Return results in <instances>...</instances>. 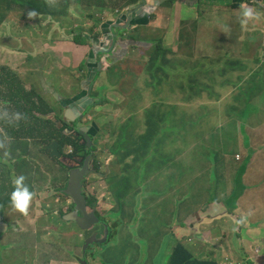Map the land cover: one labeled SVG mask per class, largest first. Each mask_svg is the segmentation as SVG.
Segmentation results:
<instances>
[{"label": "rangeland", "instance_id": "obj_1", "mask_svg": "<svg viewBox=\"0 0 264 264\" xmlns=\"http://www.w3.org/2000/svg\"><path fill=\"white\" fill-rule=\"evenodd\" d=\"M175 1L167 0L165 5L172 6ZM57 8L60 10L59 7ZM73 10L74 7L64 16L40 17L26 14L17 7L6 14L5 21L0 24V70L3 67L10 68L17 73L26 88H37L41 94L45 91L47 97L44 96L45 94L42 95L49 103L57 101L55 107L62 116L65 108H60V96L53 98L55 93L48 92L50 85L56 92L62 78L58 72H53L49 68L56 67L57 63L52 60V64H49L45 57L37 55V50L41 48L22 43L23 36L27 35V38L41 36L48 26L54 30L56 38L72 39L83 34L84 38L81 40L85 39V43L90 42L94 37L104 38L100 35V27L93 26L91 20L73 13ZM107 10L98 11L102 15L100 22L102 26L113 12L117 15H122L124 12L113 7L109 14H105ZM163 11H167L166 6L165 8L161 6L154 12L153 20ZM228 11L231 12V9ZM218 13L214 10L212 16H208L207 19L208 25L211 19L213 23V49L220 52L225 40L231 41L230 36L238 35L239 32L248 33V29L242 28V25H237V30L221 26L217 18ZM159 17L162 21L156 27L141 24L123 32L126 34L122 35L123 37L128 36L130 40H136V43L143 42L140 50L128 48V45L124 44L120 49L122 58L107 68L105 64L108 57L99 64L103 68L102 71L106 70L109 75L113 73L117 76V83L121 89L118 95L120 101L114 104V108L121 106L119 114L115 116L113 113L110 120L111 107L107 91L104 89L93 95L89 110L77 105L78 112H84L81 122L90 126L96 121L99 130L93 140L95 151L93 149L82 153L75 151L74 154L79 155L84 161L89 157L88 166L93 164L91 159L94 157V164L97 162L99 165L98 170L103 174L105 172V178L92 171L85 175L84 190L98 199L95 213L100 217L99 219L110 223L113 234L117 232L114 241L93 243L86 249L88 264H167L173 245L170 244V233L163 230L171 220L183 221L186 217L193 216V214L186 216L187 211H202L203 207H209L210 211L213 202H220L218 205L222 210H231L238 203V197L244 193L243 189L233 185L228 169L234 167L233 162L223 156L228 147L245 153L240 132L242 126L226 127L224 121H221L222 114L219 122L215 124L218 118L214 114L217 113L213 114L210 106L218 105V102L211 103L214 98H210L209 93L215 90L210 86L211 79L200 78V74L194 78H187V72L193 64L181 61L183 56H187L184 60H188L204 50V47H199L197 50L193 48L189 36L180 38V42L170 41L172 32L167 36L166 16ZM226 18L230 17L227 15ZM200 27H204V23L181 25L183 32ZM173 32L174 38L178 39L180 33L178 36L176 31ZM198 33L203 34L202 28ZM262 35L261 47L256 48L254 53L251 46L240 48L236 45L227 49L235 52L244 50L245 53L254 54L252 57L264 58V32ZM104 40L108 41L104 47H109L100 51V54H108L107 56L119 54V49L115 44H111L110 39L104 38ZM130 40L125 39L124 42L129 43ZM174 45L177 47L174 48ZM152 55L161 57L167 70L175 72L174 75H169L165 70L168 75L163 83H160L165 89H161V92L165 94L166 103L151 109L152 115L146 118L137 111L130 115L129 119L121 123L116 122L127 117L135 109L136 104L140 103L143 95L137 93V89L143 82L140 77L145 67L149 71L153 70L151 64H148ZM169 60L173 62L168 64ZM247 66L250 69L254 68L253 62ZM65 70L71 69L65 67ZM80 73L82 74L83 71ZM40 75L46 78L45 89L38 85ZM259 77L263 78L261 82L257 81ZM71 81H63V83L68 86L70 83L68 91L73 95V90L74 94L77 93L79 86H73ZM76 81L78 80H74ZM180 84L182 87H179ZM189 84H192V87ZM89 89L93 90L90 87ZM238 91H244L247 94L245 98L252 101L246 103L248 111H234L230 115L250 117L254 113L255 98L264 103V71L245 75L238 86ZM230 95L233 103L240 105L245 101L236 99L237 94L234 92ZM2 106L3 103L0 101V108ZM8 112L12 113V111ZM256 122L253 121L254 124ZM114 125L115 130L111 127ZM20 132L21 128L17 122H6L0 116V134L3 141L10 142L12 140L10 136ZM249 133L253 134V131L250 130ZM257 135L262 143L264 128L257 132ZM112 137H114V145H112ZM22 140L28 142L31 151L28 156L13 160L10 153L0 154V189L2 187L8 189L4 194L0 190V201L3 203L9 201L7 194L12 190L13 183L10 184L8 180L21 174L25 176V183L33 191V197L27 214L20 213L11 203L10 208H6L5 212L0 214V224L7 228L3 239L0 240V264H30L31 258L35 259L37 264L48 261L62 264L72 261L70 258L75 252L79 260L82 257L84 236L88 232L95 231L101 235L102 224L99 222L90 229L84 230L77 225V222L65 218V215L74 209L72 199L61 190L65 188L64 185L69 180L71 172L68 162L72 161V157L67 158L70 157L69 154L65 155L71 149L70 145L58 146L62 155L57 156L55 160L53 158L55 156H51L46 147L52 142L47 144L46 140H39L37 143L30 136H23ZM249 142H252L250 151L261 144L253 139ZM263 150L264 144L258 155L262 167L261 174L252 183L260 182V188L264 191ZM58 161L64 162L65 167ZM251 171L248 169L247 173ZM246 190L245 202L253 194ZM88 209L94 210L90 205ZM249 209L250 206L241 207L240 214L243 216L249 214ZM33 210H36L33 217L38 219L37 225L29 221V214ZM18 227L26 230L18 233ZM243 230L245 233V228ZM78 233L82 234V238ZM242 233L236 222H230L226 230L222 228L216 230L212 235L217 245L214 248L216 257L206 254L202 257L218 260L219 264H264V256L259 257L263 262L257 259L254 246L243 239ZM203 241V247L206 243H211L208 240ZM178 243L185 245L194 253V250L181 239ZM200 245L197 243L192 247ZM91 258L95 261L93 262Z\"/></svg>", "mask_w": 264, "mask_h": 264}, {"label": "crops", "instance_id": "obj_2", "mask_svg": "<svg viewBox=\"0 0 264 264\" xmlns=\"http://www.w3.org/2000/svg\"><path fill=\"white\" fill-rule=\"evenodd\" d=\"M166 1L167 0H163V2L154 8L152 7L155 4L154 0H145L142 5L137 6L135 11L130 14L128 10H124L122 15H117L113 12L110 16H108L107 21L103 24V26L100 24L102 17L93 19V26L95 25V27H100L101 29L100 35L104 38L108 37L112 41L111 44H115L119 49V54L116 55L107 56L108 54H100V51L107 50L109 47H104L108 42L107 40H104V38L97 37L95 39L94 37V39L88 43L79 44L71 38H56L54 30L50 28V26L42 32L41 36H34L32 38H27V35L23 36L22 44H28L41 48V50H37L36 53L40 57H45L46 62L49 64H52V60H55L57 66H50L49 68L53 72H58L62 78L56 92L54 91V88H51V85L48 92L55 93L53 98H57L56 96L59 95V99H61V101L64 100L67 103H71L69 107H71L74 113H77L76 111H78V106H74L76 103V99L74 97L78 93L83 94L88 88V85L91 82L90 76H95L96 74L93 70L97 71L101 69L99 72L97 71V75L102 72L100 74L101 79H99V88L106 89L108 91L109 98L114 100V103L111 104L110 120L113 113L116 116L119 114L118 111L121 110V106H115L114 108V104L117 101H120L118 95L120 94L121 89L117 83L118 79L116 74L114 75L112 73L109 75L106 70L102 71L103 68H101L99 64L103 63L105 58L108 57L106 60L107 63L105 64V68H107L110 64L114 63L119 58H122L123 54L120 53V49L124 44L128 45V48L131 47V49L137 48L140 50V46L143 42L136 43V40H130L131 38L128 36L123 37L122 35H126L123 33L126 32L125 30L134 29L141 24L156 27L162 21V18L159 16H166L165 26L167 36L170 32H172L170 41L180 42V38L189 36L190 45L193 48L197 50L199 47H204V50L198 52L194 56H191L188 60H184L187 56H183V60L181 61H188L193 64L192 68L187 72V78H194L196 75L200 74V78L211 79L210 86L215 89L213 92L209 93L211 94L210 98H214L211 100V103L218 102V105L210 106L213 114L217 113L214 114L216 117H220L222 114V121H224L225 126L228 128H232L236 125L242 126V130L240 132L242 133V145L245 148V153H242L237 149L232 150L231 147H228V150L224 151L223 156L233 162L234 167L228 168L234 182L233 185L243 189L244 193L238 197L237 207L233 211L232 209L222 210L218 205L220 202H213L211 204L212 210L209 211V207H203L202 211H187V213H185L186 216L189 214H193V216L186 217L183 221H180L179 219L177 221L171 220L164 227L163 231L170 233L171 245L174 246L175 243H178L181 239L182 242L186 243L194 250L193 254L201 259H207L203 258L202 255L206 254L210 257H216V249L214 248H216L217 245L212 238L213 232L219 230L220 228L226 230L230 226V222H236L241 219V217L244 218V222L241 223L242 226L241 224L237 225L243 232V239L250 242L253 246L254 242L263 237L264 191L260 188V182H252L260 176L262 170L261 163L258 160V155L260 148H263L264 140L261 143L257 132L264 128V103H261L259 99L255 98L253 102L254 113L250 117L231 116L230 113L234 111H248L249 108L246 106V103L252 100L244 101L239 105V103L231 102L232 96L230 94L233 92L236 94L239 93L238 86H240L245 75L251 72L264 71V58H255L252 57L254 54L245 53L244 50L235 52V50H229L227 47L239 45L240 48H244L245 46H251L253 48V53L256 48H260V41L263 40L262 32H264V10L256 4H253L251 0H176L175 4L173 2L172 6H169L168 4L165 5ZM242 2L247 3L256 13L255 17L250 20L246 26H242V28L246 27V29H248V33L239 32L238 35H232L230 36L231 41L225 40V42H223L222 50L220 52L214 50L212 45L214 33L213 23L211 19L210 25H208L207 17L210 15L212 16L213 11L215 10L219 12L217 14V18L221 26H228L233 30H237L236 26L241 25L239 6ZM161 6L163 8L166 6L167 11L158 13L157 18L153 20L154 12H156ZM228 9H231V12L228 11ZM110 12V10H107L106 14H109ZM227 15L230 17L229 19L226 18ZM129 16H131L130 20ZM128 20L129 24L126 28H124L123 25H125ZM184 23L200 25L204 23V27L192 28L189 31L183 32L181 25ZM201 28L203 30V34L200 35L198 31ZM113 30L116 31V33H114ZM173 31H176L178 36L180 33V37L178 39L174 38ZM97 39L98 41L96 42ZM100 39L102 41H100ZM125 39L130 40L129 43L124 42ZM175 47L177 46L174 45V48ZM175 52H177V50H175ZM171 62L173 61L169 60L168 64ZM250 62H253V69H250V67L247 66ZM148 64H151L153 70L149 71L145 67L140 77L143 81L137 89V93H141L143 95L140 98V103L136 104L135 109L129 113L127 117L117 120L116 122L119 121L121 123L123 120L129 119L130 115L135 114L137 111L146 118L149 115H152L151 109L166 103L165 94L161 92V89H165L162 85H160V83H163L168 74L174 75L175 72L169 69L167 70V67L164 65L161 57L154 55L150 56ZM65 67H68L71 70L66 71ZM165 70L168 74L165 73ZM80 71H83V73L81 74ZM70 80H72L71 84H73V86H79V91L75 94L72 89L73 95H71L70 91H68L70 83L69 86L63 83V81L70 82ZM74 80L78 81L74 82ZM262 80L263 78L259 77L257 81L261 82ZM45 81L46 78L43 76L39 77L38 85H40L43 89L47 86ZM189 86L192 87V84H189ZM96 87H98L97 82L94 84V88ZM179 87H182L181 84ZM44 94L45 97H47L45 91ZM239 107L242 108L238 109ZM253 121L257 122L254 124ZM111 127L114 130L116 128L115 125ZM250 130L253 131V134L249 133ZM251 139H253L256 143L261 144L259 147L250 151L252 142H249V140ZM111 140L112 145H114V137H112ZM262 153H264V150ZM238 154L241 156L240 158L237 157ZM248 169H251L252 171L247 173ZM96 173L101 176H104L105 174V172L103 174L100 170ZM241 174H243V177H240ZM103 178H105V176ZM246 189L253 193L247 202H245V194L247 192ZM248 206H250L249 214H245V216L241 215V207L248 208ZM29 221L31 220L29 219ZM35 224H37V221H35ZM243 228L246 230L245 233ZM24 230L26 229L18 227L17 232L22 233ZM79 237L81 238L82 234H79ZM116 237L117 232L114 233L111 240H107L106 242L114 241ZM189 239L192 240L189 241ZM203 240H206V242L207 240L211 241V243H206L205 247H203ZM197 243H200L201 245L192 247L193 244L197 245ZM91 259L93 262L95 261V259ZM257 259L263 262L259 257ZM33 264H37V262L34 261ZM49 264L57 263L53 261ZM62 264L79 263L71 261Z\"/></svg>", "mask_w": 264, "mask_h": 264}, {"label": "trees", "instance_id": "obj_3", "mask_svg": "<svg viewBox=\"0 0 264 264\" xmlns=\"http://www.w3.org/2000/svg\"><path fill=\"white\" fill-rule=\"evenodd\" d=\"M140 1L141 0H0V24L5 21L6 14L17 7H20L26 14L34 12V16L40 17L64 16L68 12H71V8L74 7L73 13L84 17L89 14L92 19H95L97 18L96 13H99L98 11L103 12L105 9H111L113 7L115 9L131 7L138 4ZM57 7H59L60 10H58ZM36 23L38 24V22ZM81 38H84L83 34L75 36L74 41L76 43H85L86 40H81ZM22 83L17 73L12 69L3 67L0 70V101L3 103V106L0 108V113L7 110L21 112L25 116L24 119L17 121L21 128L20 134L15 133L10 136L12 138L10 142L3 141V139H1L2 134H0V154H2V152L10 153L13 160L28 156L31 151L28 142L22 140L23 136H30L32 140L37 143H39V140H46L47 144L53 140H57L60 142L61 146L73 144L76 153L89 152L90 148L87 140L80 142L78 138H72V136L68 135L69 133L67 130H69V127L64 123L65 117L63 118L61 114H58L57 109L38 91L33 88H26L25 85L23 86L24 83ZM246 96L247 94L244 91H239L236 98L238 100L250 101L251 99L245 98ZM75 99L77 100V98ZM64 103L67 104L65 101ZM2 120L8 122L3 117ZM60 124H62V126H60ZM98 130L99 127L96 123H93L91 127L88 128V133L92 140H94V136L97 134ZM94 149L93 145V150ZM47 152L49 153V151ZM69 156L72 157L71 155ZM54 158L56 160L57 157ZM59 163L63 167L65 166L62 162ZM98 166L96 162V167ZM240 177H243V174H241ZM14 178L15 177L10 178L8 182L12 184ZM3 189V187L0 189L3 194L8 191V189ZM7 196H9V194H7ZM86 199L88 205L91 207L93 206V209L97 210L98 199L92 194H87ZM8 207L10 208V202L4 205L3 201H0V210H5ZM107 224L109 225L108 240H110L114 234L110 223L107 222ZM6 229L7 228H5L3 224H0V240L3 239ZM167 264H219V261L200 259L185 245L175 243L167 259Z\"/></svg>", "mask_w": 264, "mask_h": 264}, {"label": "clouds", "instance_id": "obj_4", "mask_svg": "<svg viewBox=\"0 0 264 264\" xmlns=\"http://www.w3.org/2000/svg\"><path fill=\"white\" fill-rule=\"evenodd\" d=\"M155 1L156 0H154V3H155ZM261 2H259V0L258 1H255V0H251V2L253 3V4H256L257 6H259V7H261L263 10H264V0H260ZM143 2H145V0H141L139 3H141L140 5H142L143 4ZM139 3L138 4H136V5H134V6H131V7H125V8H122V10H130L131 8H135V7H137L138 5H139ZM155 6V4L152 6V7H154ZM240 13H239V15H240V24L242 25V26H246L248 23H249V21L250 20H252L254 17H255V15H256V13L253 11V9L247 4V3H244V2H242L241 4H240ZM117 9V8H116ZM108 10H110V9H108ZM106 14V13H105ZM104 14V15H105ZM29 15H34V12H29ZM96 16L97 17H102V15L101 14H99V13H96ZM86 18H88L89 20H91L92 22H93V19L90 17V15L89 14H87L86 16H85ZM116 33V32H115ZM74 38H75V36L72 38V40L74 41ZM96 38V37H95ZM107 39H109L108 37H107ZM101 70V69H100ZM100 70H97L98 72L100 71ZM95 72H96V74H95V76H90L91 77V79H90V84L88 85V88L84 91V93L83 94H76V96L74 97V98H77V100H76V103L74 104V106H77V105H82L83 107H84V109L85 110H89L90 109V105H91V98H94L93 97V95H97L98 93H99V91L100 90H103V89H100L99 88V83H100V80L99 79H101V77H100V74L102 73V72H100L98 75H97V71L96 70H94ZM41 76V75H40ZM97 82V84H98V87H96V88H94V84ZM89 87L90 88H92L93 90L91 91L90 89H89ZM33 89H35L36 91H37V88H33ZM104 90H106V89H104ZM107 91V90H106ZM41 94V93H40ZM42 94L44 95V93L42 92ZM41 94V95H42ZM107 94H108V91H107ZM42 95V96H43ZM45 96V95H44ZM43 96V97H44ZM100 97H102V96H100ZM45 98V97H44ZM108 98H109V95H108ZM86 99V100H85ZM61 100V99H60ZM108 102L110 103V107H111V104L112 103H114V100L113 99H111V98H109V100H108ZM51 103V102H50ZM56 103H57V101H56ZM56 103H51L52 104V106H56ZM70 104L71 103H64V100H62V101H60V108H65V111H64V116L63 117H71L72 119H74L73 117H72V115H70V114H68L67 112H66V109L67 108H70L71 109V107H69L70 106ZM56 108V107H55ZM57 109V108H56ZM72 110V109H71ZM73 111V110H72ZM57 112H58V109H57ZM58 114H60V112H58ZM83 114V113H82ZM0 116H2L4 119H6L9 123H13V122H17V121H20V120H22V119H24L25 118V116H24V114L23 113H21V112H12L11 114H9V112L7 111V110H4L2 113H0ZM218 118V121H216V123L215 124H217L218 122H219V120H220V117H217ZM67 119V118H66ZM76 120V119H75ZM221 121H222V119H221ZM93 123H96L97 125H98V123L96 122V121H94ZM92 123V124H93ZM58 124V123H57ZM91 124V125H92ZM91 125L89 126V125H87V127L88 128H90L91 127ZM98 127H99V125H98ZM96 137V135L94 136V138ZM79 139V138H78ZM53 141H57V140H53ZM52 141V142H53ZM85 141H86V139H85ZM58 142V141H57ZM60 143V142H59ZM61 145V144H60ZM59 145V146H60ZM70 145V150L68 151V152H66V153H71V151H72V149H74V147H73V144H69ZM90 148V147H89ZM90 149H93V140H92V147L90 148ZM47 151H49V152H51V150L50 149H47ZM93 151H95V149L93 150ZM66 153H65V155H66ZM52 155V154H51ZM69 155H71V154H69ZM75 155V154H74ZM74 155L72 156L73 157V159H75V160H77L75 157H74ZM52 156H55V157H57L56 155H52ZM237 157L238 158H240L241 156L238 154L237 155ZM54 158V157H53ZM58 158V157H57ZM55 159V158H54ZM72 159V161L71 162H68V164L70 165V167H71V169H73V168H78L77 167V165L79 164V162H77V161H75V160H73ZM80 164H82L83 163V159H81L80 158ZM91 161L93 162V164L91 165V166H89L90 167V169H91V171H92V173H95V172H98V167H96V164H94V157L91 159ZM63 164H64V162H62ZM60 164V163H59ZM61 165V164H60ZM65 165V164H64ZM76 165V166H75ZM93 166V167H92ZM65 167V166H64ZM82 167H83V165H82ZM82 167H80L79 169H81ZM90 171V172H91ZM25 176L23 175V174H21V175H18V176H16L15 178H14V180L12 181V183H13V188H12V190H11V192L9 193V201L8 202H6V203H4V205H7L9 202L11 203V205L16 209V210H18L20 213H22V214H27V211H28V208H29V204H30V201H31V199H32V197H33V191H31L30 190V188H29V186H28V184H26L25 183ZM67 183H68V181H67ZM67 183L64 185V187L66 188V186H67ZM84 185H85V179H84V183H83V190H84ZM64 188V189H65ZM64 189H61L63 192H64V194L65 195H67L66 193H65V191H64ZM84 194H85V196L87 195V194H89V193H87L85 190H84ZM68 196V195H67ZM70 197V196H69ZM71 198V197H70ZM72 199V198H71ZM72 204L74 205V202H73V199H72ZM88 204V203H87ZM237 207V204L234 206V208H232V211L235 209ZM5 210L4 209H2V210H0V214L2 213V212H4ZM35 211L36 210H33L30 214H29V217H30V220H31V222L32 223H34L35 224V221H37V224H39V222H38V219H35L34 217H33V215H34V213H35ZM244 222V218L243 217H241V219H239V220H237L236 221V223L237 224H241V223H243ZM107 223V222H106ZM37 224H35V225H37ZM108 227H109V225H108ZM101 229H102V227H101ZM36 230V229H35ZM92 232H88V233H86V235L84 236V238H86L87 236H89L90 234H91ZM102 233H103V229H102ZM102 233H101V235H102ZM78 234H80V233H78ZM101 235H99V236H101ZM263 237H264V234H263ZM263 237L260 239V240H258V241H256V242H254L253 243V246H255L256 244H260V242L263 240ZM82 238V237H81ZM56 248H58L57 246H55ZM61 249V248H60ZM74 252H75V247H74ZM86 252V251H85ZM28 256L29 257H31V255H29L28 254ZM78 258V256L76 255V252L73 254V257H71L70 259L72 260V261H76L77 263H79V264H82V262H81V259H85L86 260V262H87V258H86V254L84 253V254H82V257H81V259H77ZM34 261H36L35 259H33V258H31V259H29V263L30 264H33V262ZM53 262V261H52ZM52 262H47V263H42V264H49V263H52ZM68 262H71V261H67V262H65V263H68ZM55 263H56V261H55ZM87 264H88V262H87Z\"/></svg>", "mask_w": 264, "mask_h": 264}, {"label": "water", "instance_id": "obj_5", "mask_svg": "<svg viewBox=\"0 0 264 264\" xmlns=\"http://www.w3.org/2000/svg\"><path fill=\"white\" fill-rule=\"evenodd\" d=\"M161 2H163V0H156L154 8H156ZM140 4L141 3H139V5ZM135 8H131L130 10H128L129 14L134 12ZM130 19L131 16H129V20ZM129 20L126 22L125 25H123L124 28H126L127 25L129 24ZM113 32L115 33L116 31L113 30ZM66 112L73 116V111L70 108H67ZM82 117L83 114H81L79 118ZM75 119L76 118H74L73 120ZM84 129L86 131L82 132V134L85 136V139L88 142V146L91 148L92 138L88 133V127L84 126ZM58 146L59 143L57 141H53L51 144L47 145L46 147L47 149L51 150L52 155L61 157L62 152L59 151ZM88 160L89 157L84 161L83 167L81 169L79 168L71 169L67 186L64 189L65 193L68 196H70L74 202V209L70 213L65 215L66 219L77 222V225L84 230L90 229L94 224H97L99 222L102 224L103 233L101 236H99L98 232L95 231L85 238L82 254L85 253L86 249L91 244L106 242L108 240V233H109L108 224L99 219L100 217L95 213V209L91 211H89L88 209L87 199L83 190L84 177L91 171L90 167L88 166ZM81 262L82 264H87L85 259H81Z\"/></svg>", "mask_w": 264, "mask_h": 264}, {"label": "flooded vegetation", "instance_id": "obj_6", "mask_svg": "<svg viewBox=\"0 0 264 264\" xmlns=\"http://www.w3.org/2000/svg\"><path fill=\"white\" fill-rule=\"evenodd\" d=\"M77 113H74L73 112V118H76V120H73L71 117H67V119L66 118H64V123L65 124H67L68 125V127H69V130H67L68 131V135H70V136H72V138H79V140H80V142H84L85 141V136L82 134V132H85L86 130L84 129V126H86L84 123H82L81 122V119L83 118H79L80 117V115L83 113V116H84V112H78V111H76ZM60 126H62V124H60ZM58 143H59V141H58ZM59 145H60V143H59ZM50 154H51V152H49ZM74 153H75V149H72V151H71V153H66V155L67 154H71V156H73L74 155ZM52 156V155H51ZM69 156V155H68ZM74 157L77 159V160H75V159H73V157L71 158V157H67V158H71V159H73V160H75V161H77V162H79V164L77 165V167L78 168H80V167H82V165H83V163L82 164H80V156L79 155H74ZM4 158V157H3ZM76 166V165H75ZM93 167V166H92ZM71 169V168H70ZM95 169V168H94ZM93 169V170H94ZM92 170V171H93ZM72 207H74L73 206V204H72ZM71 207V208H72ZM73 209V208H72ZM71 209V210H72Z\"/></svg>", "mask_w": 264, "mask_h": 264}, {"label": "built area", "instance_id": "obj_7", "mask_svg": "<svg viewBox=\"0 0 264 264\" xmlns=\"http://www.w3.org/2000/svg\"><path fill=\"white\" fill-rule=\"evenodd\" d=\"M255 1H258V0H255ZM254 248H255V253H256L257 258L260 257L261 255L264 256V237H263L262 242L260 244H256Z\"/></svg>", "mask_w": 264, "mask_h": 264}]
</instances>
